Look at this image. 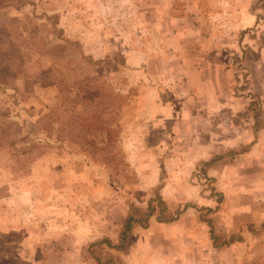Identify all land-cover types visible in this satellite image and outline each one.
<instances>
[{
  "label": "rangeland",
  "instance_id": "obj_1",
  "mask_svg": "<svg viewBox=\"0 0 264 264\" xmlns=\"http://www.w3.org/2000/svg\"><path fill=\"white\" fill-rule=\"evenodd\" d=\"M261 179L264 0H0V264H97L158 189L123 264H233Z\"/></svg>",
  "mask_w": 264,
  "mask_h": 264
},
{
  "label": "trees",
  "instance_id": "obj_2",
  "mask_svg": "<svg viewBox=\"0 0 264 264\" xmlns=\"http://www.w3.org/2000/svg\"><path fill=\"white\" fill-rule=\"evenodd\" d=\"M79 126V125H78ZM73 129H76V127H73ZM157 198L152 199L149 201V206L147 211L145 212H138L131 209L126 217V219L122 223V227L120 230V233L118 235V240L116 243H113L109 238H104L100 241H97L93 244H91L90 248L86 251H82V257L85 259H93L96 261L97 264H123L120 253L128 249L133 244L134 238H133V232L134 230L141 228V229H147L149 227V223L152 217L156 215L157 211V205L161 208V212H164L166 210V205L162 201V197L159 193V189L156 193ZM175 217L173 215H169L166 219L161 215L157 217V221L159 223H169L175 221ZM208 225L211 229V234L213 235V225L212 220H207ZM99 249L100 251L98 252ZM108 249L113 251L111 256L104 253V251Z\"/></svg>",
  "mask_w": 264,
  "mask_h": 264
},
{
  "label": "crops",
  "instance_id": "obj_3",
  "mask_svg": "<svg viewBox=\"0 0 264 264\" xmlns=\"http://www.w3.org/2000/svg\"><path fill=\"white\" fill-rule=\"evenodd\" d=\"M256 123H257V121H256ZM256 159H258V157H256ZM261 181H262V183H264L263 179H261ZM258 211L260 213L257 214V217L253 223L260 229H258V231L255 234H252L250 236V239H249L250 241H248V243H247L249 246H246V248H244V249L234 248V247L231 249H225V250L224 249H216L215 251L218 252V255L220 257H222L223 255H225L227 253V254H231L233 256V258H234V259L232 258L233 264H264V218H262V215H264L263 203H260V205L258 206ZM160 224H164V223H160ZM166 224H170V223H166ZM171 240L173 243L175 242L173 238ZM196 240L199 241V238ZM207 242L210 245V239L209 238H208ZM134 245L132 244L130 247H128V249H126V252L131 250ZM174 245H176V244H174ZM194 246H195V243H194ZM194 246L192 248H189V249H191L192 251H195V250L201 251V249L204 250L203 248L194 247ZM189 249H186V252L189 251ZM176 250H177V254L179 255V250L177 248H176ZM184 250L185 249H182V251H184ZM156 252L158 253L159 256H162V250L157 249ZM208 252H210L209 247H208ZM145 257H146L145 254L139 252L140 260L137 259V263L142 264L143 259ZM161 258L162 257H160V259ZM143 264H145V263H143ZM158 264H163V262L160 261Z\"/></svg>",
  "mask_w": 264,
  "mask_h": 264
}]
</instances>
